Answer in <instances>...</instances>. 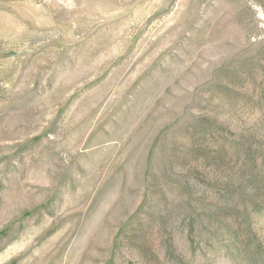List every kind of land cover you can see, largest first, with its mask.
Segmentation results:
<instances>
[{
    "label": "rangeland",
    "instance_id": "obj_1",
    "mask_svg": "<svg viewBox=\"0 0 264 264\" xmlns=\"http://www.w3.org/2000/svg\"><path fill=\"white\" fill-rule=\"evenodd\" d=\"M0 264H264V0H0Z\"/></svg>",
    "mask_w": 264,
    "mask_h": 264
}]
</instances>
